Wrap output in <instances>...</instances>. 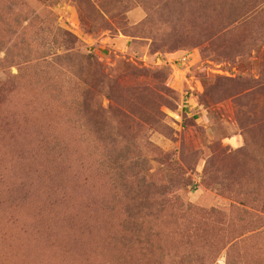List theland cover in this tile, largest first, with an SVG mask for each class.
Here are the masks:
<instances>
[{
  "label": "rangeland",
  "instance_id": "374dc122",
  "mask_svg": "<svg viewBox=\"0 0 264 264\" xmlns=\"http://www.w3.org/2000/svg\"><path fill=\"white\" fill-rule=\"evenodd\" d=\"M0 264H264V0H0Z\"/></svg>",
  "mask_w": 264,
  "mask_h": 264
},
{
  "label": "built area",
  "instance_id": "2783aa9c",
  "mask_svg": "<svg viewBox=\"0 0 264 264\" xmlns=\"http://www.w3.org/2000/svg\"><path fill=\"white\" fill-rule=\"evenodd\" d=\"M185 60V59H184Z\"/></svg>",
  "mask_w": 264,
  "mask_h": 264
}]
</instances>
